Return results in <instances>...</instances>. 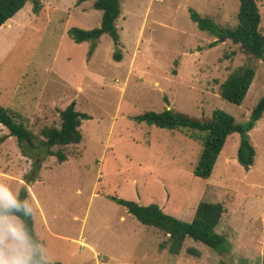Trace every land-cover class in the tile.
Here are the masks:
<instances>
[{"label":"rangeland","instance_id":"374dc122","mask_svg":"<svg viewBox=\"0 0 264 264\" xmlns=\"http://www.w3.org/2000/svg\"><path fill=\"white\" fill-rule=\"evenodd\" d=\"M95 0H33L0 28V105L16 112L36 135L60 127L72 102L90 116L79 144L22 152L0 125V183L17 194L27 186L35 231L47 255L62 264H264V115L250 132L257 151L246 170L237 160L238 133L228 137L209 179L195 176L203 134L168 130L134 117L173 109L207 118L219 108L246 122L264 95V59L231 40L198 29L189 9L235 27L239 0H122L119 44L104 35L92 57L72 27H99ZM264 34V0H257ZM120 54L121 61H116ZM241 66L256 68L241 105L222 99L221 84ZM168 100V102H167ZM36 165H39L38 167ZM32 178V180H30ZM110 196L157 203L191 222L200 202L222 203L216 231L229 250L216 252L187 239L175 256L168 239L145 226ZM195 250L197 254L192 253Z\"/></svg>","mask_w":264,"mask_h":264},{"label":"trees","instance_id":"16d2710c","mask_svg":"<svg viewBox=\"0 0 264 264\" xmlns=\"http://www.w3.org/2000/svg\"><path fill=\"white\" fill-rule=\"evenodd\" d=\"M28 0H0V28L19 11ZM34 11L39 13L41 4L39 0H33ZM240 7L237 15L238 23L235 27H225L217 24L211 17L202 16L195 9L190 8L191 20L198 29L214 36L216 40L211 46H216L227 40L240 45L242 51L256 59H264V34L260 31L262 21L257 0H239ZM122 0H95L94 8L102 12L101 24L93 29L72 27L68 34L78 44L89 42L88 56L92 57L98 45V41L104 36H110L115 44H119L120 34L117 20L121 15ZM116 61H121L120 54H115ZM256 68L253 66H241L233 70L221 84L220 95L223 100L235 105H241L245 100L249 89L255 79ZM168 102V100H167ZM264 115V95L255 105L249 119L244 123H238L234 116L223 109H215L207 118H199L173 109H165L160 112L147 111L134 117L137 123L154 125L161 129L196 131L203 134V149L195 168V176L209 179L214 171L219 155L225 147L227 139L232 134L238 133L240 142L237 151V160L241 166L249 170L255 163L257 151L250 141V132ZM90 116L76 110L75 102H72L60 112V127H44L40 136L29 129L19 114L0 105V125L5 126L10 137H15L22 152L26 155L29 150H45L50 156H57L60 162L66 160L62 151H54L56 146H68L79 144L83 135L81 126L84 120ZM37 167L39 165H36ZM30 196L25 187L21 188L18 197L21 200ZM110 198L116 203L127 208L128 213L145 226L154 227L168 239L162 243L161 248H168L172 255H179L187 239L202 243L208 248L224 253L229 250V242L225 235L216 231L225 207L222 203L200 202L194 218L191 222L181 220L166 213L157 203L141 205L138 202ZM29 203V202H28ZM21 219L33 238L40 242L35 231L34 214L21 216ZM189 252L197 254L191 249ZM55 264H62L55 262ZM221 264H229L222 262Z\"/></svg>","mask_w":264,"mask_h":264},{"label":"clouds","instance_id":"9594fccd","mask_svg":"<svg viewBox=\"0 0 264 264\" xmlns=\"http://www.w3.org/2000/svg\"><path fill=\"white\" fill-rule=\"evenodd\" d=\"M33 214L27 199H19L0 183V264H55L46 246L33 238L21 219Z\"/></svg>","mask_w":264,"mask_h":264},{"label":"water","instance_id":"95a60500","mask_svg":"<svg viewBox=\"0 0 264 264\" xmlns=\"http://www.w3.org/2000/svg\"><path fill=\"white\" fill-rule=\"evenodd\" d=\"M30 180H32V178H30Z\"/></svg>","mask_w":264,"mask_h":264}]
</instances>
